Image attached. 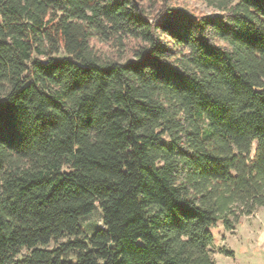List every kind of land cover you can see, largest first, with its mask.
Masks as SVG:
<instances>
[{
    "label": "trees",
    "instance_id": "1",
    "mask_svg": "<svg viewBox=\"0 0 264 264\" xmlns=\"http://www.w3.org/2000/svg\"><path fill=\"white\" fill-rule=\"evenodd\" d=\"M203 1L0 0V264H214L264 208V0Z\"/></svg>",
    "mask_w": 264,
    "mask_h": 264
},
{
    "label": "rangeland",
    "instance_id": "2",
    "mask_svg": "<svg viewBox=\"0 0 264 264\" xmlns=\"http://www.w3.org/2000/svg\"><path fill=\"white\" fill-rule=\"evenodd\" d=\"M236 1V0H233ZM172 3L200 14H210L214 9L203 0H171ZM106 53H112L108 44H99ZM254 146V143H253ZM253 149V147H252ZM85 234L102 225L98 207L80 219ZM213 242L210 246L214 264H264V208L258 207L251 214L241 216L232 230H225L222 220L210 228ZM58 239L57 242L64 240ZM56 241H51V248ZM25 252V249H22Z\"/></svg>",
    "mask_w": 264,
    "mask_h": 264
}]
</instances>
